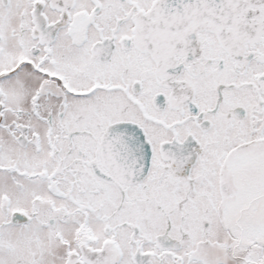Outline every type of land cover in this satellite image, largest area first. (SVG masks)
<instances>
[{"label": "snow or ice", "instance_id": "1", "mask_svg": "<svg viewBox=\"0 0 264 264\" xmlns=\"http://www.w3.org/2000/svg\"><path fill=\"white\" fill-rule=\"evenodd\" d=\"M0 264H264V0H0Z\"/></svg>", "mask_w": 264, "mask_h": 264}]
</instances>
